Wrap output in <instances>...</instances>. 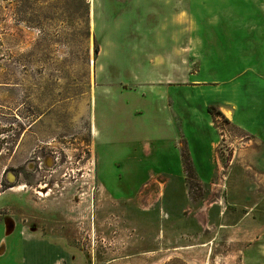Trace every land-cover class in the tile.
<instances>
[{
  "label": "rangeland",
  "instance_id": "1",
  "mask_svg": "<svg viewBox=\"0 0 264 264\" xmlns=\"http://www.w3.org/2000/svg\"><path fill=\"white\" fill-rule=\"evenodd\" d=\"M146 26L138 0H0V264L26 230L78 264H264L260 142L217 114L210 153L204 119H136L197 73L154 70Z\"/></svg>",
  "mask_w": 264,
  "mask_h": 264
},
{
  "label": "crops",
  "instance_id": "2",
  "mask_svg": "<svg viewBox=\"0 0 264 264\" xmlns=\"http://www.w3.org/2000/svg\"><path fill=\"white\" fill-rule=\"evenodd\" d=\"M138 15L146 16L147 26L141 32L153 40L155 51L149 65L154 70L197 73L192 78L185 73L179 80L168 78L162 86H156L162 89V98L154 96L150 108L140 109L136 119L151 114V126L162 135L174 127L183 134V123L197 127L204 119L206 128L213 131V136L206 139L211 153L217 130L208 112L213 106L231 126L256 135L261 145L258 160L264 165V0H138ZM171 102L183 116L172 112ZM250 144L253 141L245 146L249 149ZM130 146L134 151V143ZM131 161L124 160V172L128 165V171L133 167ZM107 172L104 166L103 174L107 176ZM22 233L20 264L80 261L63 242L51 236L30 230Z\"/></svg>",
  "mask_w": 264,
  "mask_h": 264
},
{
  "label": "trees",
  "instance_id": "3",
  "mask_svg": "<svg viewBox=\"0 0 264 264\" xmlns=\"http://www.w3.org/2000/svg\"><path fill=\"white\" fill-rule=\"evenodd\" d=\"M96 52H99V48L96 47L95 49ZM208 112L212 115V117L214 118V122H215V116L218 114V115H222L220 111H218L215 107L213 106H210L208 108Z\"/></svg>",
  "mask_w": 264,
  "mask_h": 264
},
{
  "label": "bare ground",
  "instance_id": "4",
  "mask_svg": "<svg viewBox=\"0 0 264 264\" xmlns=\"http://www.w3.org/2000/svg\"><path fill=\"white\" fill-rule=\"evenodd\" d=\"M39 194H40V193H39ZM9 229H10V231H11V229H12L11 226L9 227Z\"/></svg>",
  "mask_w": 264,
  "mask_h": 264
},
{
  "label": "water",
  "instance_id": "5",
  "mask_svg": "<svg viewBox=\"0 0 264 264\" xmlns=\"http://www.w3.org/2000/svg\"><path fill=\"white\" fill-rule=\"evenodd\" d=\"M8 225H11V224L8 223L7 226H8ZM11 226H12V225H11ZM12 227H13V226H12ZM6 235H7V234H6Z\"/></svg>",
  "mask_w": 264,
  "mask_h": 264
}]
</instances>
